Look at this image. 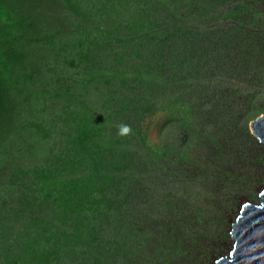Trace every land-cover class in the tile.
Masks as SVG:
<instances>
[{"label":"rangeland","instance_id":"rangeland-1","mask_svg":"<svg viewBox=\"0 0 264 264\" xmlns=\"http://www.w3.org/2000/svg\"><path fill=\"white\" fill-rule=\"evenodd\" d=\"M104 1L124 7L129 15H124L123 19L107 28L115 30L124 25L115 39L119 52L107 55L109 63L103 62L105 67H100L104 69L101 74L100 69L95 76L93 72L83 73L81 78L87 83L76 87L83 94L73 97L78 107L81 103L96 104L97 110H105L107 122L99 126H93V122L80 126L76 123L83 122L80 113L71 111L75 122L71 117L66 119L81 131L92 133L81 134L79 130L74 133L71 127L69 136L63 139L58 129L51 134L54 138L50 140L53 149L58 144L75 143V139H78V143L84 142L89 150L82 152L81 164L85 167V175L100 179L94 181V185L82 182L78 186L76 196L84 200L79 210L87 217L86 226L74 230L71 223L62 225L64 223L61 221L41 216L42 228L34 225L28 232L32 242L25 233L27 243L18 244L16 237L23 236L17 235L21 227L11 222L9 225L16 229L12 232L1 231L0 244L9 245L8 257L15 252V248H19L16 250L19 257L13 258L9 264H122L127 258L140 264H165L160 256L166 251L170 253L168 248L173 244L184 249L190 264H212L214 259L229 250V230L240 204L246 200L257 202V193L264 185V144L250 130V122L264 114V107L260 103L264 101V75L260 87L257 86L250 95L247 93V98L236 101L232 95L234 91L229 86H221L222 90L213 84L204 88V80L200 89H195L192 80H185L183 84L174 83V73L164 70L159 77L154 71L158 65L156 62L162 65L167 60H175L172 58V46L177 36L174 25L182 24L188 28V24H200L201 21L207 22L208 27L210 23L219 24L213 30V37L223 40L216 44L224 55H229L214 54L213 62L226 67L230 55L234 57L244 51L245 60L238 70L246 68L242 72L244 82L256 79L255 66L264 58V50L261 58H258L259 44L264 46V0H261V6L254 7L250 0H227L221 23L215 15L224 10L220 8L223 0H217L216 4L209 0L211 8L207 13H203L205 3L202 0H170V8L158 12L168 23L163 28H159V22L150 23L152 13L149 10L152 4L159 5L164 0H135L137 6L133 5L134 0ZM82 2L86 3V0ZM75 20L78 22V18ZM161 34L162 43L153 49L156 43L150 41L149 37ZM230 38L233 43L236 42L234 49L226 45ZM220 90L222 95L218 94ZM28 93L34 94L33 91ZM69 94L59 93L50 103L53 102L54 107L57 105L54 102ZM129 94L137 97L136 107L141 113L133 117L138 127H131L130 135L121 136L118 135L117 126L127 124L128 120L118 116L132 104ZM101 97L105 100L103 106L96 102ZM121 97L126 98L123 106H119ZM110 103L117 107V114L111 111ZM16 104L22 106L25 102L17 99ZM108 106L110 111L107 110ZM53 107L48 105L50 110L42 108L43 121L54 120V114L62 113ZM128 111L123 116L134 115L137 110ZM18 112L24 121L29 120L25 109ZM226 174L229 175L228 180L218 189L220 179ZM75 175L77 172H74ZM183 175H187L185 178L188 181L198 182L200 187L198 185L194 189L201 191L212 204L204 212L200 206L191 210L183 202H180V207L179 198H174L182 185L191 187ZM101 179L107 183L103 189L106 195L92 191L100 189L98 182ZM77 181L74 179L73 183ZM154 184L166 186L164 191L169 189L170 184L177 186L168 196L161 194L157 198L151 189ZM114 187L117 189L112 196ZM89 204L96 208L88 211ZM66 205L71 207L70 204ZM133 205L137 208L131 211ZM103 211L104 221L100 218ZM187 220L206 233L205 236L199 238L195 233L187 235ZM45 227L52 229V244H58L61 248H57L59 252L55 255L47 251L49 245L43 243L46 248L36 245L37 239L47 234ZM101 230L105 231L102 237ZM75 231L79 232L78 235H75ZM69 244H79L78 251H71L73 256H70Z\"/></svg>","mask_w":264,"mask_h":264},{"label":"trees","instance_id":"trees-1","mask_svg":"<svg viewBox=\"0 0 264 264\" xmlns=\"http://www.w3.org/2000/svg\"><path fill=\"white\" fill-rule=\"evenodd\" d=\"M97 1L92 2L88 0V4L90 5V7H94L95 5H97V7L109 9L107 5H99V3L102 4L104 0ZM202 1L205 3L203 13L209 12L211 8L209 0ZM212 1L213 4H216L217 0ZM238 1L239 0H237L236 2ZM0 2V11L7 17L15 21L13 25L15 26V29L17 31H21L30 25V37L32 34V21L34 17L41 14L43 17L45 13L49 12L48 7H50V5H56L54 1L50 2V0H0ZM57 2L58 7H60V5L62 6L66 2L71 4H79L78 0H57ZM227 3V0H223L220 3V8L222 7V10H224L222 12H218L215 15L216 19L220 21V23L222 13L226 10L225 4ZM249 3H251L253 7L261 6V0H250ZM171 5L172 2L170 0H164V2H161L160 7L163 9H169ZM80 8L81 7L77 4H73V6H71L69 15L65 12L61 16L54 15V17L57 20L61 18H64L66 21L71 20V18H74V15H72V13L79 11ZM69 9L70 8H68V10ZM159 11L160 10L151 14L152 17H149L151 18L150 23L153 24L155 22H159V28H163V25H167L168 23L164 20V17L158 13ZM181 12L182 11L180 10L179 13ZM77 16L81 15L77 14ZM199 23L200 24H188L190 25L188 28H185V26H183L182 24L174 25V31L176 32L177 36L175 38L176 43H174V45L172 46V52L174 54L172 55V58L175 60H167L166 64L163 63L162 65L156 62V64L158 65L155 66L156 70L154 71V74H157L160 77V72H163L164 70L169 71L170 74L174 73L175 75L174 83L183 84L185 80H192L194 82L193 85L195 86V89H200L199 87L204 82V80H206L204 88L210 86L211 84L218 86L221 90L223 87L229 86L230 89L234 91V93L232 94L234 100L240 101V98H247L250 94H252L251 92L253 90H256L257 86L260 87L259 83H261V77L262 75H264V58H262L260 62L255 66V74L257 78L253 79L251 82H244L245 77L243 76L242 72L246 68L241 67L239 70L238 68L245 60V52L242 51L234 57L230 55L231 59L228 64H226V67H221L222 64L219 63L215 64L213 62L214 54H219L225 57L229 56L228 54L224 55L223 50L216 44V42H221L223 40L213 37V30L219 24L210 23L208 27L207 22L199 21ZM43 27H45L44 24ZM119 27H124V25H121ZM117 31L119 30H115L114 33H116ZM7 37L9 45L15 43L16 36L14 33L8 30ZM117 38L118 37H115L114 39ZM162 39V34L159 36L149 37L150 41L156 43L153 44V49L158 47L159 44L162 43ZM235 43H233L232 39L230 38L229 42L226 45L234 49L233 45ZM263 50L264 46H261L259 44L258 58H261V53ZM205 56H209V58H206ZM96 63L97 62H95V64ZM227 69L230 71H228ZM192 74H194V76H192ZM20 75L21 72L16 69L12 61L2 57L0 58V127L6 134L4 139L0 137V143H5L3 147L1 146L2 150H0V193L6 194V203H8L13 202L10 200V197H14L12 194L16 192L18 201L24 202L28 205L25 217L17 216L21 220L27 221L25 224L26 228H29L33 225H39L42 228L43 224L39 220L41 216H48L53 220L59 222L61 221L64 223L62 225L71 223V229L74 230L80 227H85V220L87 217H85L79 210V205L84 200L80 196H76L79 189L78 186L81 185L82 182L92 183V185H94V181H98L100 179H93L85 175V167L81 164V159L84 156L82 152H87L89 150L86 148L84 142L83 144L82 142L78 143L80 141L78 139H75V143H62L61 145L58 144V146H56L54 149L50 145V140L54 138V136H51V134H54L56 130H61L63 139L69 136L71 127V131H73L74 133H76V131L78 130L77 126H74L71 120L69 121L66 118L70 119L71 117V119L75 122V117L69 114L68 110L69 108L75 109L74 106L75 104H77L73 96L83 94V92L77 91V89L75 88L76 85H74V81L57 82L58 86L55 87V92L60 94L70 93L69 95L54 102L57 104L56 106L53 107V102H51L50 104V106H52L56 111L60 110L62 113H59V115L54 114V120L43 121L40 114L44 113L42 107L45 105L36 101L37 104L28 111L29 120L24 121L22 119V116L16 111H13V109L9 105L7 95L13 96V94H6V91L9 93L14 91H22L24 87L21 83L29 82L31 80L27 76ZM60 78V76H57L56 81H59ZM18 80L21 83H19ZM225 80H228L229 82H224ZM59 83L64 84V87ZM221 90L218 92V94L220 95H222ZM247 93H249V95H247ZM50 95L56 96V94L52 90H50ZM55 98L56 97H54L53 99ZM129 98L132 99V104L128 107H125L126 110L122 112V114H120L118 117L127 119V125H131V127H138V123L135 121V119H133V117L141 113L136 107L137 97L133 94H129ZM125 100L126 98L124 99L121 97L119 100L121 105L119 106H123L122 104L125 103ZM96 102L101 106L105 104V100L103 99V97L98 98ZM260 103L261 106L263 105L264 107V101ZM79 105L80 108H77L75 110L80 109L81 113L88 110V114L90 117H92V111L97 112L98 109V105L96 104L88 105L85 103V105H83L81 103ZM110 106L112 108L111 111L117 114V107L113 103H110ZM231 106L233 105L231 104ZM225 107L229 106L225 105ZM108 109H110L109 106ZM130 109H136L137 111L134 115H128L129 117L123 116L126 112H129L128 110ZM102 115H104L102 116V119H106V113H103ZM94 125L96 126V123ZM89 133H92V131H89ZM9 147L11 149L8 152L7 148ZM3 152L5 155H2ZM1 166H3V169H1ZM74 172H78L79 176L78 174L73 176ZM182 177L184 178V180H186L185 177H187V175H183ZM228 177L229 175L226 174L223 178L220 179L217 185L218 189H221L224 186L225 181L228 180ZM74 179H78V181L76 183H73ZM186 181L188 182V184H191V187H185L182 185L174 198H179L178 201L180 207V202H183L184 205L187 204V206H190L189 208H191V210H196L200 206L202 207V210L204 212L206 207H210L209 205L212 204H209L208 198H206L201 191L199 192L198 190L194 189L198 188V182L196 183L195 181ZM98 183L100 184V189H93L92 191L95 194L106 195L103 189L104 186L107 185V183L104 179H101ZM179 183L183 184L181 182H178V184ZM175 186H177V184H170L169 189L165 190L169 191L168 193H165L164 189L166 188V186L164 185L159 186L154 184L153 186H151V189L154 191V193H156L158 198L161 194L165 196L171 194ZM50 188H53V190L51 191ZM116 189V187L113 188L112 196ZM47 195L55 196L64 201L66 204H70L71 207H69L67 211L63 210L59 216H57L55 213L53 215L42 214L41 210L43 209L52 211V208L49 205H42L41 197L44 199L45 197H47ZM213 204H215L214 206H217L215 201H213ZM87 208H90V210L88 211H91V208H93L94 210L96 207H93L89 204L87 205ZM136 208L137 207L133 205V207H131V211ZM103 213L104 211L102 212V214H100V218L102 220L104 219ZM120 214L123 215L122 212ZM124 217L126 219L127 214L124 215ZM183 217L184 216L179 218L177 224ZM100 218H98L99 221H101ZM185 224L186 221L184 218L183 226H185ZM91 227L92 229H94L93 223H91ZM51 230L52 229H48L45 227V231L47 232V234L41 236L42 243L41 241H37L36 245H39L42 248H46L44 245H49L50 248H48L47 251L55 255L59 252L57 248H60V246L58 244H52L50 235ZM62 230L66 231V229L64 228H62ZM186 230L187 235L195 233L199 238L205 236L206 234L199 227L194 226L192 222L189 223L188 220ZM78 233V231H75V235H78ZM101 233L102 237L104 236L105 231L101 230ZM97 239L95 240V242L97 241ZM21 241H23L22 237L17 240V243ZM69 246L71 249L70 256H73L74 254L71 251L77 250L79 248V244H69ZM0 248H2L0 250V259L3 260L2 264H9L13 260V258L17 259L19 257L16 250L15 252L10 253V256L8 257L10 251L9 245L0 244ZM168 249L171 250L170 253L166 251L160 256V260H162L165 264H190L189 258H187L185 252H183L184 249L178 247L177 244L171 245ZM15 264L18 263L16 262ZM122 264L140 263L139 261H133L132 259L127 258L125 261H122Z\"/></svg>","mask_w":264,"mask_h":264},{"label":"clouds","instance_id":"clouds-1","mask_svg":"<svg viewBox=\"0 0 264 264\" xmlns=\"http://www.w3.org/2000/svg\"><path fill=\"white\" fill-rule=\"evenodd\" d=\"M53 1L56 5H50V7H48V13H45L43 17L42 14L34 17L32 21L33 29L31 37L29 35L30 25L21 31H17L13 25L15 21L0 11V58L2 57L12 61L16 69L21 72L20 76H27L31 79L29 82L24 83H21L18 80V82L24 87L22 91H14L10 93L6 91V94H13V96L7 95V99L13 111H16L17 113L23 109L28 112L37 104V102L45 105L42 108L48 109V105L51 104L50 101H52L54 97L57 98L59 94L55 92V87L58 86L57 82L74 81L76 87H78L77 85H86L87 81L81 78L82 74L93 72L95 76L98 69H100L99 74H101L104 69L100 67H105L103 65L104 61L108 62L107 55L119 52V48L116 47L117 45L114 38L118 36V33L123 27L116 28L115 30H119L116 33H114L115 30L112 31L107 28L123 19L124 15L129 16L124 7H118L105 1L102 4L99 3V5H107L109 9L97 7V5L90 7L88 0H86V3H83L82 0H78L79 4H73L80 6V10L73 12L72 15H74V18L66 21L64 18L57 20L54 15L61 16L65 12L69 15L73 4L66 2L58 7L57 3L59 1L50 0V2ZM89 1L94 2L97 0ZM132 3L134 6H137L135 0ZM160 4L161 3H159V5L152 4L149 12L153 14L158 10L163 9L160 7ZM68 8L70 9L68 10ZM57 10L59 13H54V11ZM75 13L81 16H77ZM75 18H78V22H76ZM96 21H99L100 23L97 24ZM43 24L45 27H43ZM8 30L16 36V41L12 45H9L8 43ZM112 32L114 34L108 35ZM95 62L97 63L95 64ZM57 76L61 77L59 81H56ZM59 84L64 87V84ZM50 90H52L56 96L50 95ZM29 91H33L34 94L30 95L28 93ZM63 97H65V95H63ZM17 99L23 100L25 104L22 106L17 105ZM74 107L75 109L80 108V106L78 107L76 105ZM75 109L69 108L68 112L69 114L71 111H78L80 113V118L83 122L79 123L76 121L80 126H85L89 122L96 123V126H99L101 123L107 122V116L106 119H102V116H104L102 113H105V111L97 110L96 112L91 110L92 117H90L88 110L81 113L80 109ZM20 115L22 116V114ZM40 116L42 117L43 114ZM117 128L118 135L127 136L131 134V125L121 124L118 125ZM78 130L81 134L89 133V131H81L79 128ZM5 135L6 134L0 127V137L4 139ZM4 144L5 143H0V150H2ZM10 149V147L7 148L8 152ZM2 155H5L4 152ZM1 169H3V166H1ZM77 174L79 176L78 172ZM12 195L14 197H10V200L13 202L6 203V194L0 193V232H5L6 230L10 232L14 231L16 227L9 224L15 222L16 225L21 227L19 230L20 233L17 235H23V241L18 242V244L27 243L26 237L24 236L25 233L28 240L32 242L28 232L34 225L26 228L25 224L27 221L21 220L17 217H25L28 205L24 202L18 201L16 192ZM41 200L43 206L49 205L52 208V211L46 209L41 210L42 214L53 215L55 213L59 216L63 211L62 209H65L66 211L68 209L66 203L61 200L63 204H60V199L55 196L47 195L44 199L41 197ZM19 238L20 237H16V240ZM41 239L42 238L39 237L37 241H41ZM17 249L15 248V250ZM1 261L2 260L0 259V264Z\"/></svg>","mask_w":264,"mask_h":264},{"label":"water","instance_id":"water-1","mask_svg":"<svg viewBox=\"0 0 264 264\" xmlns=\"http://www.w3.org/2000/svg\"><path fill=\"white\" fill-rule=\"evenodd\" d=\"M250 130L264 144V114L250 122ZM257 198L240 204L229 231V250L212 264H264V185Z\"/></svg>","mask_w":264,"mask_h":264},{"label":"bare ground","instance_id":"bare-ground-1","mask_svg":"<svg viewBox=\"0 0 264 264\" xmlns=\"http://www.w3.org/2000/svg\"><path fill=\"white\" fill-rule=\"evenodd\" d=\"M230 231V230H229Z\"/></svg>","mask_w":264,"mask_h":264}]
</instances>
